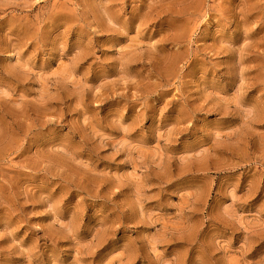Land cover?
I'll return each mask as SVG.
<instances>
[{
	"label": "rangeland",
	"instance_id": "374dc122",
	"mask_svg": "<svg viewBox=\"0 0 264 264\" xmlns=\"http://www.w3.org/2000/svg\"><path fill=\"white\" fill-rule=\"evenodd\" d=\"M0 264H264V0H0Z\"/></svg>",
	"mask_w": 264,
	"mask_h": 264
}]
</instances>
